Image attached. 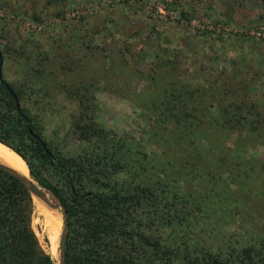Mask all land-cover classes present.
Wrapping results in <instances>:
<instances>
[{
    "label": "trees",
    "instance_id": "trees-1",
    "mask_svg": "<svg viewBox=\"0 0 264 264\" xmlns=\"http://www.w3.org/2000/svg\"><path fill=\"white\" fill-rule=\"evenodd\" d=\"M85 46L77 60L29 42L0 50V143L64 206L65 264H264L255 204L264 158L250 154L264 149V104L248 83L234 88L228 73L206 69L183 76L165 50L148 73L136 72L145 92L127 93L148 121L135 140L96 120L94 87L119 77L129 86L134 48L113 49L107 76L105 48ZM78 74L86 78L74 81ZM33 213L25 185L0 170V264H54Z\"/></svg>",
    "mask_w": 264,
    "mask_h": 264
},
{
    "label": "rangeland",
    "instance_id": "rangeland-1",
    "mask_svg": "<svg viewBox=\"0 0 264 264\" xmlns=\"http://www.w3.org/2000/svg\"><path fill=\"white\" fill-rule=\"evenodd\" d=\"M34 12L39 23L23 17ZM263 34L264 0H0V50L7 43L18 48L29 42L44 51L55 46L61 56L72 52L77 60V52L78 57L87 52L86 44L97 43L105 48L104 58L100 57L106 63L103 70L112 76L113 49L134 48L135 67L127 69L129 86L119 77L98 79L94 87L96 120L135 140L146 136L148 121L127 93L132 89L145 92L149 86L142 74L148 73L165 50L170 60L179 63L183 76H195L204 69L214 74L226 72L232 77L231 87L248 83V95L264 104ZM88 74L98 77L100 72L90 70ZM250 154L264 158V149L258 147ZM255 204L263 209L260 216L264 220V198ZM51 211L58 222L56 232L35 204L32 228L42 248L51 251L57 262L62 219L57 211Z\"/></svg>",
    "mask_w": 264,
    "mask_h": 264
},
{
    "label": "water",
    "instance_id": "water-1",
    "mask_svg": "<svg viewBox=\"0 0 264 264\" xmlns=\"http://www.w3.org/2000/svg\"><path fill=\"white\" fill-rule=\"evenodd\" d=\"M2 63H3V58L0 54V80H2V72H1ZM3 82H4L6 89L13 96L15 103H16V106H17V109L20 111L19 103H18V100H17L15 94L13 93V91L11 90L9 85L5 81H3ZM29 131L31 132V130H29ZM0 144H2V143H0ZM27 168H28V166H27ZM0 170L5 172L6 174L12 176L16 180L20 181L22 184H24L25 187L28 189L29 193L31 194L32 199L34 197H36L38 199L39 198L42 199V201L44 200V203L46 204V206L49 209L57 211V213L60 215V217L62 219V228H61V232H60L58 242H57V244H58V247H57L58 259H57V262H55L54 260L53 261H54V264H65V240H66V237L68 234V217H67L66 210H65L64 206L62 205V203L54 195V193H52L49 189L43 188L38 184V182L32 177V174H31L29 168H28V171H29V176L31 177V179H30V177H27L23 174H20L19 172H17L12 167L7 166L6 164H3L1 162H0ZM46 194L48 195L49 198L46 196Z\"/></svg>",
    "mask_w": 264,
    "mask_h": 264
},
{
    "label": "bare ground",
    "instance_id": "bare-ground-1",
    "mask_svg": "<svg viewBox=\"0 0 264 264\" xmlns=\"http://www.w3.org/2000/svg\"><path fill=\"white\" fill-rule=\"evenodd\" d=\"M0 162L3 164H6L7 166L12 167L20 174L30 177L29 171H28V168L25 162L14 151L4 146L3 144H0ZM46 196L48 197L47 194ZM33 202L41 210V212L45 215V219L47 223L52 227V230L56 232L58 229V226H57L58 222L55 219V215L51 211V209L47 208L46 204L44 203V200L42 201V199L40 198L38 199L34 197ZM55 242H56V238H55Z\"/></svg>",
    "mask_w": 264,
    "mask_h": 264
},
{
    "label": "built area",
    "instance_id": "built-area-1",
    "mask_svg": "<svg viewBox=\"0 0 264 264\" xmlns=\"http://www.w3.org/2000/svg\"><path fill=\"white\" fill-rule=\"evenodd\" d=\"M263 37H264V34H263Z\"/></svg>",
    "mask_w": 264,
    "mask_h": 264
}]
</instances>
